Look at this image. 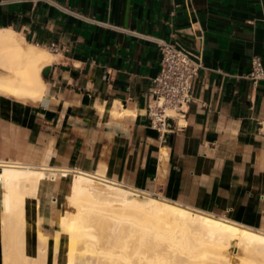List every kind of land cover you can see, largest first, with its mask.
Instances as JSON below:
<instances>
[{"label":"crops","instance_id":"crops-1","mask_svg":"<svg viewBox=\"0 0 264 264\" xmlns=\"http://www.w3.org/2000/svg\"><path fill=\"white\" fill-rule=\"evenodd\" d=\"M0 30L52 56L39 100L0 93V163L96 175L264 233V79L247 78L252 58L264 69V0H0ZM157 41L202 65L163 134L146 114ZM45 203L25 202L32 256ZM47 208L52 239L59 206Z\"/></svg>","mask_w":264,"mask_h":264},{"label":"bare ground","instance_id":"bare-ground-1","mask_svg":"<svg viewBox=\"0 0 264 264\" xmlns=\"http://www.w3.org/2000/svg\"><path fill=\"white\" fill-rule=\"evenodd\" d=\"M51 61L48 52L24 44L10 30H0V74L12 75H0V93L39 100L41 70ZM0 166V223L12 217L17 227L26 228V199L44 196L40 231L54 199L59 206L56 232L47 239L56 249L60 235L65 237L60 241L67 245L64 264H75L77 254L94 259L92 264H264V233L228 219L138 194L96 175H72L68 186L70 170L59 174L11 163ZM51 173L61 178L56 187L54 177L48 181ZM40 245L37 241L35 250Z\"/></svg>","mask_w":264,"mask_h":264},{"label":"built area","instance_id":"built-area-1","mask_svg":"<svg viewBox=\"0 0 264 264\" xmlns=\"http://www.w3.org/2000/svg\"><path fill=\"white\" fill-rule=\"evenodd\" d=\"M157 46L161 55L160 69L152 80V100L146 114L151 128L163 134L169 130L170 122L184 118L193 99L194 80L202 65L200 57L194 56L181 45L157 41ZM48 51L58 53V45L51 43ZM247 78L253 83L264 79V69L259 58L251 59V72ZM260 128L264 126L260 124Z\"/></svg>","mask_w":264,"mask_h":264},{"label":"rangeland","instance_id":"rangeland-1","mask_svg":"<svg viewBox=\"0 0 264 264\" xmlns=\"http://www.w3.org/2000/svg\"><path fill=\"white\" fill-rule=\"evenodd\" d=\"M1 76L5 78L12 77L11 74H3ZM47 177H49L48 181L50 182L51 178H55L56 176L51 173L48 174ZM72 180L73 177L69 178L67 183L68 186H70ZM97 186L100 187V185ZM43 225H47V221H42L40 224L41 230L36 231V240L40 241L41 245L39 250L36 249L32 256L29 252L27 253L28 246L25 237L26 228L24 227V229H22L23 227H17L15 219L12 217L5 221L4 224L0 223V264H14L17 260L19 264H64L67 245L66 243L61 245L60 241L65 237L60 235L58 238L59 245H57L56 249H52V243L47 239V230ZM230 254L234 257V249H230ZM77 256H79V254H77Z\"/></svg>","mask_w":264,"mask_h":264},{"label":"water","instance_id":"water-1","mask_svg":"<svg viewBox=\"0 0 264 264\" xmlns=\"http://www.w3.org/2000/svg\"><path fill=\"white\" fill-rule=\"evenodd\" d=\"M46 71H47V70H44V71H43V75H45V74H46Z\"/></svg>","mask_w":264,"mask_h":264}]
</instances>
